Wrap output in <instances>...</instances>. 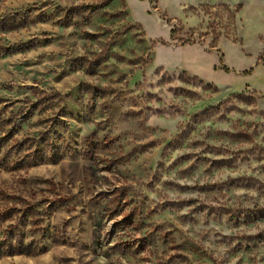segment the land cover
I'll list each match as a JSON object with an SVG mask.
<instances>
[{
	"label": "rangeland",
	"instance_id": "374dc122",
	"mask_svg": "<svg viewBox=\"0 0 264 264\" xmlns=\"http://www.w3.org/2000/svg\"><path fill=\"white\" fill-rule=\"evenodd\" d=\"M1 134L0 264H264V0H0Z\"/></svg>",
	"mask_w": 264,
	"mask_h": 264
},
{
	"label": "trees",
	"instance_id": "16d2710c",
	"mask_svg": "<svg viewBox=\"0 0 264 264\" xmlns=\"http://www.w3.org/2000/svg\"><path fill=\"white\" fill-rule=\"evenodd\" d=\"M241 7H238V10ZM176 33L174 30L172 31V35L174 36ZM183 44H189V42H183ZM12 121L10 122V124ZM7 136L0 135V140H3ZM7 155V149L4 147V144L0 142V160L5 158ZM18 153L13 155L17 157ZM20 156V155H19ZM12 157V156H11ZM13 159V158H12ZM32 163V162H31ZM5 216L0 214V218L4 219ZM3 222V221H2ZM0 222V223H2ZM2 229V227H0ZM18 228L11 227L9 230H3L0 232V257L4 255H14L17 253H21L23 250V243H24V235L23 232L17 231ZM33 247L37 248L36 243L34 242Z\"/></svg>",
	"mask_w": 264,
	"mask_h": 264
}]
</instances>
